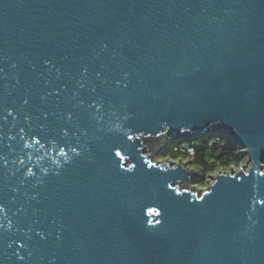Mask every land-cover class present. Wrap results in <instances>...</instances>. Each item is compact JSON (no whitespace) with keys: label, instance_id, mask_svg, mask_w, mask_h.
I'll return each mask as SVG.
<instances>
[{"label":"water","instance_id":"95a60500","mask_svg":"<svg viewBox=\"0 0 264 264\" xmlns=\"http://www.w3.org/2000/svg\"><path fill=\"white\" fill-rule=\"evenodd\" d=\"M262 201L264 0H0V264H264Z\"/></svg>","mask_w":264,"mask_h":264},{"label":"trees","instance_id":"16d2710c","mask_svg":"<svg viewBox=\"0 0 264 264\" xmlns=\"http://www.w3.org/2000/svg\"><path fill=\"white\" fill-rule=\"evenodd\" d=\"M224 137L223 147L208 148L207 143L199 138H191L189 140H178L176 145H173V140L170 141L167 149L162 153L161 157L170 160L180 159L179 153L175 151L176 146L189 145L193 140L201 143V148H196V154L192 162L198 173L200 174L198 183H204L206 177L217 171L219 167H236L246 159L244 150L237 146L230 138ZM209 139L208 141H211Z\"/></svg>","mask_w":264,"mask_h":264},{"label":"rangeland","instance_id":"374dc122","mask_svg":"<svg viewBox=\"0 0 264 264\" xmlns=\"http://www.w3.org/2000/svg\"><path fill=\"white\" fill-rule=\"evenodd\" d=\"M171 140H173V142H174L173 145L174 144L176 145L177 141L180 140V139H178V140L171 139ZM169 143H170V141H169ZM189 145L194 146L196 148H201V146H202L200 142L195 141V140L191 141L189 143ZM154 161H156V162H166L168 160L165 159V158H162L161 155L157 153L154 156ZM179 162L180 161H173V163H179ZM189 162H187V163H189ZM191 162L188 164V167L191 170H194V171H197L198 172V169H196L195 166L193 165V163H191ZM248 166H249V163H248V160L246 158L241 163L240 166H236V167H233V168L232 167H219L216 172H214V173H212V174H210V175H208L206 177V180L204 181V183H202V184L201 183H198V180H199V177H198L196 181L190 182L187 187L190 188V189H192L193 191L202 192L203 190H206L208 188V186L212 183V177L214 175H216V174H218L220 172H231L232 169L238 170V169H240L242 167H246L247 168ZM198 175L200 176L199 173H198Z\"/></svg>","mask_w":264,"mask_h":264},{"label":"built area","instance_id":"2783aa9c","mask_svg":"<svg viewBox=\"0 0 264 264\" xmlns=\"http://www.w3.org/2000/svg\"><path fill=\"white\" fill-rule=\"evenodd\" d=\"M184 138H181L180 140H182ZM200 140H203L205 142H208L207 143V147L208 148H213L215 146L217 147H223L224 146V137L218 133H209V134H206L202 137L199 138ZM209 139H212L211 141H208ZM189 140V139H187ZM169 141L168 140L164 147L158 152V154L162 155V153L167 149L168 145H169ZM175 151L177 153H179L180 155V159H177V160H170V159H167L168 161H180V162H183V163H187V162H191L193 160V158L195 157V154H196V150L194 147H191L189 145H181V146H176L175 147ZM189 162V163H190ZM187 163V164H189ZM177 164V163H175ZM233 168V167H232ZM233 170V169H232Z\"/></svg>","mask_w":264,"mask_h":264},{"label":"snow or ice","instance_id":"6c2138e0","mask_svg":"<svg viewBox=\"0 0 264 264\" xmlns=\"http://www.w3.org/2000/svg\"><path fill=\"white\" fill-rule=\"evenodd\" d=\"M262 203H264V201H262Z\"/></svg>","mask_w":264,"mask_h":264}]
</instances>
